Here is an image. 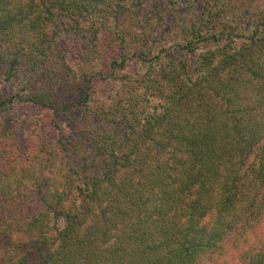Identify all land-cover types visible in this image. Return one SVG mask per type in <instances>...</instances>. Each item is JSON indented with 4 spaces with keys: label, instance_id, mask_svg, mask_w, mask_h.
Segmentation results:
<instances>
[{
    "label": "trees",
    "instance_id": "trees-1",
    "mask_svg": "<svg viewBox=\"0 0 264 264\" xmlns=\"http://www.w3.org/2000/svg\"><path fill=\"white\" fill-rule=\"evenodd\" d=\"M88 36L141 65L108 99L67 63ZM5 83L2 136L55 116L2 152L0 264H264V0H0Z\"/></svg>",
    "mask_w": 264,
    "mask_h": 264
},
{
    "label": "rangeland",
    "instance_id": "rangeland-1",
    "mask_svg": "<svg viewBox=\"0 0 264 264\" xmlns=\"http://www.w3.org/2000/svg\"><path fill=\"white\" fill-rule=\"evenodd\" d=\"M126 24L130 25V23ZM169 34V33H167ZM166 35V33H165ZM169 36L167 39L169 40ZM94 39V38H93ZM110 46H115L113 43H107L104 45H98L96 48L93 46L92 37L88 36L85 39H80L79 44L75 47H71L66 43V48L68 50L67 54V63L75 70L78 74V80L82 81L85 73L87 76H93L91 79V90L93 91V95L99 99H108L114 94H116L120 90L119 82L113 78L114 75H124V74H139L141 72V65L134 58H129L127 64L121 68L112 69L107 65V62L104 60L105 57L103 55L107 53L108 48ZM93 48V52L92 49ZM96 49V51H95ZM92 53V58L90 60L85 59L86 53ZM133 52V49L130 51ZM95 73V74H94ZM11 86L9 84L1 85V92L5 95L8 91H10ZM74 91V90H72ZM73 93L69 95V99H72ZM81 106H73L72 112L70 116L75 119L79 116ZM6 120L9 121V124H15V131L9 132L2 136L3 127L0 125V158L2 156V152L6 147H12V145H16L15 147H19L23 149L28 141V134H46L50 136L52 133V118L55 116L52 111H47L37 105H33L28 102H19L15 105L13 111L4 115ZM59 122L62 125V129L66 136H70L72 131L69 130L67 126V119L65 115L62 114L57 117ZM32 119V125H25L23 120ZM51 130V133L49 134ZM44 137L47 139L48 137ZM65 136V137H66ZM262 234L264 238V228L262 229Z\"/></svg>",
    "mask_w": 264,
    "mask_h": 264
}]
</instances>
